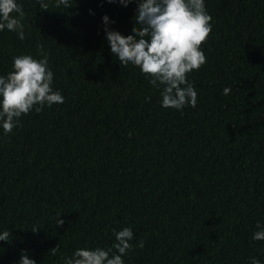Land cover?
Wrapping results in <instances>:
<instances>
[{
	"label": "trees",
	"instance_id": "1",
	"mask_svg": "<svg viewBox=\"0 0 264 264\" xmlns=\"http://www.w3.org/2000/svg\"><path fill=\"white\" fill-rule=\"evenodd\" d=\"M16 3L25 38L0 31V76L14 57L46 53L64 103L22 114L11 133L0 126V233H11L0 264L22 251L36 264L115 252L124 227V264H264L252 239L264 226V0H204L206 62L187 74L197 104L182 110L161 107L162 88L111 53L102 18L133 34L137 0Z\"/></svg>",
	"mask_w": 264,
	"mask_h": 264
},
{
	"label": "clouds",
	"instance_id": "2",
	"mask_svg": "<svg viewBox=\"0 0 264 264\" xmlns=\"http://www.w3.org/2000/svg\"><path fill=\"white\" fill-rule=\"evenodd\" d=\"M109 3L115 0H108ZM133 0H119L127 7ZM61 5L69 8V0H56L55 8ZM41 10H48L44 0H39ZM90 14H92L91 10ZM16 13L17 15H12ZM25 16L23 6L16 0H0V31L5 29L17 33L18 38H25ZM212 17L206 12L204 0H137L135 25L131 35L123 36L115 30H110L109 17L105 15V34L111 53L119 60L121 66L132 64L140 68L149 83L162 88L160 93L161 107L165 109L182 110L185 106L196 107L197 92L188 81L187 74L199 68L206 62L201 45L212 31ZM115 23V21H111ZM43 59L36 60L30 55L13 58L12 71L7 76H0V126L4 133H11L19 123L22 114H28L33 109L39 113L45 105L63 104L64 97L52 88L54 74L48 67V56L42 53ZM229 88L223 94L227 95ZM131 137L132 133L128 134ZM56 226H63L61 213H56ZM258 231L252 239L264 241V226L257 223ZM33 233L39 229L33 227ZM11 233H0V241H9ZM116 243L112 248L104 250L77 249L71 258L65 257L64 264H124L122 256L132 249L130 241L133 231L124 227L114 232ZM139 246L143 247V241ZM60 245L50 249L56 255ZM119 253V254H117ZM18 264H36L26 251H22ZM251 264H261L255 257Z\"/></svg>",
	"mask_w": 264,
	"mask_h": 264
}]
</instances>
